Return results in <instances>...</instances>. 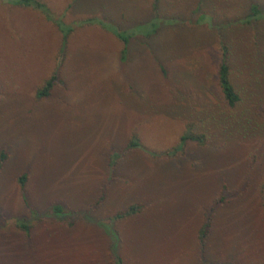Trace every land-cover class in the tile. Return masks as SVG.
<instances>
[{"label": "rangeland", "instance_id": "1", "mask_svg": "<svg viewBox=\"0 0 264 264\" xmlns=\"http://www.w3.org/2000/svg\"><path fill=\"white\" fill-rule=\"evenodd\" d=\"M39 1L61 27L0 0V264H264V20L224 32L194 24L200 14L216 25L238 21L251 1L264 11V0H158L159 17L178 22L132 37L123 58L122 42L102 25L145 23L153 0H118L115 15L97 0ZM222 37L242 95L234 109L214 83ZM220 114L221 124L232 116L250 128L223 133L231 124L219 126ZM189 127L204 145L188 142L173 157L147 153L172 151ZM133 135L143 150L112 155ZM223 183L247 189L240 202L221 192L228 204L212 210ZM54 202L66 208L56 217L46 212ZM133 204L139 213L106 222Z\"/></svg>", "mask_w": 264, "mask_h": 264}, {"label": "trees", "instance_id": "2", "mask_svg": "<svg viewBox=\"0 0 264 264\" xmlns=\"http://www.w3.org/2000/svg\"><path fill=\"white\" fill-rule=\"evenodd\" d=\"M5 1V3L7 4H13V5H17V6H23V7H29L32 8L34 10L39 11L47 21H52L54 22L55 25H57L58 27H61V23L59 20H55L52 16V14L50 13L49 9L47 8V6L42 3L39 0H2ZM200 4L198 3L195 11L198 12L200 10ZM157 6H158V0H153V10H154V14L151 17V19L145 23H141V24H137L135 26H133L130 29L127 30H122V31H117L116 28H114V26L111 25H102V27L106 28L109 32H111L113 35H115L122 43H123V48L121 51V56L122 58L125 56L126 52H127V45L130 42V39L136 35H140L144 38H152L155 37L158 32L160 31V29L164 26H173L175 25L178 21L174 20V19H164L159 17V15L155 12L157 10ZM248 7V11L247 14H245L243 17L239 18L238 21H232L229 22L227 24L224 25H216L212 23V20L209 18H207V16L205 14H200L198 16V18L195 20L194 24L195 25H201V24H205L208 28L211 29H215L217 32L221 31H227L229 30L233 24L232 23H239L242 26L245 27H253L255 26L258 22H261L262 20H264V11H262L261 7L258 5V3H256L255 1H251L249 3ZM66 34V33H65ZM254 49L255 51L254 53V57L253 59H256V56H258V44H257V39L256 42L254 44ZM218 61L216 64V69L214 72V83L215 86L218 90L219 96L221 101L223 102V104L228 108V109H234L236 106H238L241 102H242V95L240 94V92L238 91V89L235 87V85L233 84L232 81V66H231V57L233 55V52L231 50V47L228 45V43H226L223 40V37L221 39V42H219V54H218ZM155 61H157V66L159 67L160 71L162 72V74L164 76H167V70L163 67V64L161 62L158 61V59H156ZM260 61H262V59H260ZM54 76L51 77L46 83L45 85L37 92V97L38 98H42V97H47L49 94L50 89L52 88V83L54 81ZM211 85V82H209ZM178 90V89H177ZM177 92V91H176ZM217 116H219V114H217ZM221 114H220V123H218V125H222L223 123H230L231 125L222 128V132L223 133H235L238 132L239 134L241 133H245L247 132V130L250 128L249 125H247L246 128H244L241 125V120L240 119H236L235 121H233L232 116L228 119V117L225 116V120L226 121H222L221 124ZM208 121L210 122H215V117L214 114L212 113L211 115H209L207 117ZM231 119V121H230ZM246 123H248V121H246ZM205 136L204 134H197L194 133L193 130L191 129V127L188 128L187 132L181 136L179 144L177 145L176 148H174L172 151L170 152H166L163 154H154L151 152H147L150 156H154V157H162V156H166V157H173L176 156L178 154L179 151H181V149L184 147V145L188 142H195L197 144L200 145H204L205 144ZM143 150V147L140 145L137 137L135 135H133L127 145L121 150V151H117V152H113L112 155L115 156H119L122 154V152H125L127 150ZM5 156L3 153L0 154V169L3 165ZM253 164H249L248 165V170H246L245 173H243L245 175L244 179H243V183L244 185L246 184V182L249 180L250 178V171L251 169L255 168V165L251 166ZM20 190H21V196L22 199L25 203L26 206H28V201L26 199L25 196V184L27 181V174L26 173H22L19 178L17 179ZM245 189V188H244ZM247 189V188H246ZM246 189L243 190L241 188L236 189L235 191H230L229 187L223 183L220 190L218 191L219 193L217 194V198L216 200H214L215 205L211 206L212 210L213 208L218 205H226L228 204L225 196L220 195L221 192H224L226 194H229L233 197V201L236 202H240L242 197L244 196V193L246 192ZM229 192V193H228ZM231 192V193H230ZM262 199L264 201V189L262 188L260 190ZM102 199V198H101ZM98 203V202H97ZM29 207V206H28ZM66 210V208L58 203V202H54L52 203L46 210V212L50 215V216H59L61 214L64 213V211ZM141 211V206L138 204H133L128 206L125 209H122L120 211H117L111 218L107 219V223H112L115 221H119L122 219H127L137 213H139ZM211 216L207 215L201 228H200V232H199V245L201 247V249L204 248L205 246V242H206V237L208 235V233L210 232V229L212 228V224H211ZM17 226L20 230H22L24 232L25 235H27L29 233V226L27 225V223L24 220H17Z\"/></svg>", "mask_w": 264, "mask_h": 264}, {"label": "crops", "instance_id": "3", "mask_svg": "<svg viewBox=\"0 0 264 264\" xmlns=\"http://www.w3.org/2000/svg\"><path fill=\"white\" fill-rule=\"evenodd\" d=\"M44 1H46L47 4H48V1L50 3H54V0H44ZM97 2L101 5L100 11L102 10V11H105L106 13H108V14L111 13V14H114L115 15V14L118 13V9H120L119 13H122L121 12V10H122L121 5L120 6L118 5V0H97ZM43 33H44V31H43ZM104 37H107V36H104ZM122 48H123V43H122ZM121 51H122V49H121ZM98 102L99 101H92L91 104H93V105L90 104L91 109ZM96 109H97V106H95L91 111H94Z\"/></svg>", "mask_w": 264, "mask_h": 264}]
</instances>
